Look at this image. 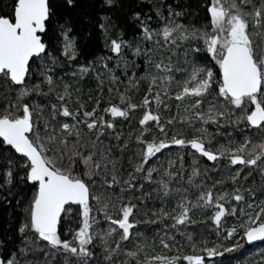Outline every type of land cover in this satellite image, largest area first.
<instances>
[{"label":"snow or ice","instance_id":"6c2138e0","mask_svg":"<svg viewBox=\"0 0 264 264\" xmlns=\"http://www.w3.org/2000/svg\"><path fill=\"white\" fill-rule=\"evenodd\" d=\"M115 5L116 0H93L88 5L95 12L93 16L82 12L81 0H11L6 5L8 10L0 11V83L10 89L7 102L0 108V201L12 206L11 201L15 200L21 210L14 229L18 239L0 236V264H51L49 258L57 255L63 256V264H72L69 257L75 258V264H100L95 251L97 245L104 264H132L133 260L135 264H211L206 257L220 256V248L227 252L238 245L208 246L207 241L197 243L191 234H186L192 251L183 254L171 233H165L159 245L168 250L176 247L178 255L145 252L147 247L155 252V241L148 245L136 239L134 250L127 247L134 236L142 235L135 232L139 223H156L167 217L173 221L170 227L179 231L181 225L194 223L190 214L198 208L213 209L211 220L218 231L222 217L227 214L246 217L237 226L226 229L227 237L241 229L249 242L264 239V193L257 197L251 187L215 194L214 186L207 187L199 191L194 201L188 196L179 198L171 212L163 205L159 210L152 209L155 219L146 221L136 219L138 205L131 202V197L124 202L122 195L127 190L142 188V180L153 181V173L160 169L145 166L169 145L190 147L209 161L225 158L229 165L238 166L231 176L233 183L241 175L239 166H253L264 174V138L257 144L246 136L236 146L229 142L213 149L206 146V142L211 144V139L204 126L209 122L217 125L224 121L244 122L245 128L264 134V2L205 0L208 23L200 27L185 25L177 19L185 15L179 4L165 6L167 20L157 29L150 28L141 12L134 11L131 18L140 31L132 40L124 39L123 32L117 37L108 36V13ZM156 14L161 20L166 19L159 9ZM85 22L104 32L105 47L116 55L113 68L108 63L113 58L110 56L78 62ZM255 36L261 40L254 41ZM145 42H151L153 47L142 46ZM182 44L188 45L184 57L185 63H191V70L181 81H176L174 73H183L184 69L176 65L171 53ZM125 49L134 57L145 58V72L137 76V65L129 62ZM155 52L159 53V59L153 60ZM60 53L64 63L75 65L76 70L71 73L74 77L83 78L96 71L95 64L99 62L104 70L96 73L101 85L105 73L110 85L119 81L116 68L124 69L128 91L139 90L141 80L147 82L139 103L116 88L120 103L108 101L102 108L112 118L129 117L135 110L141 111L138 120L141 129L135 135L138 159L127 179L120 177L118 158L111 155V147H104L101 140L106 130L115 129L116 123L98 114L99 93L90 109L79 97L72 103L75 89L55 75ZM202 60L206 62L201 63ZM211 62L214 65L210 67ZM173 81L177 84L175 92L171 91ZM112 91L109 87V92ZM52 93H55L54 103L50 99L46 104L33 99L34 96L49 98ZM172 96L177 101L188 102L185 112L191 111V116H182V121L203 122L190 136L174 129L169 135L166 130L174 117L163 118L160 109L169 108L164 101ZM204 103L207 109L201 110ZM150 124L155 125L159 135ZM116 138L120 139L119 133ZM127 146V140L119 145L122 151ZM180 160L183 167V153ZM109 164L110 178L106 175ZM173 167L174 161L169 159L168 167L162 171L169 178L176 177L179 173L171 170ZM199 174L194 167L189 182L193 183ZM158 183L163 195L169 196L168 181L161 179ZM116 186L120 187L121 195H106ZM238 203L243 207H238ZM101 219L107 225L104 229L99 227ZM65 221L67 227L61 231ZM41 250L43 260L29 258L30 253L35 256ZM121 253L123 259L119 258Z\"/></svg>","mask_w":264,"mask_h":264},{"label":"trees","instance_id":"16d2710c","mask_svg":"<svg viewBox=\"0 0 264 264\" xmlns=\"http://www.w3.org/2000/svg\"><path fill=\"white\" fill-rule=\"evenodd\" d=\"M11 0H0V11H7L6 5L9 4ZM93 0H81L84 7L81 9L85 14H91L95 16V12L91 10L88 5H90ZM257 2H264V0H257ZM171 4L176 7L179 4L184 10L185 15L183 17L177 18L180 22L185 25H195L197 27L203 26L208 23L205 19V0H116V5L109 11L108 15L110 17L108 21V36L117 37L121 32H123L124 39L132 40L140 31L139 25L131 18V13L134 11H139L142 14L144 22L152 29L159 28L167 20V10L166 5ZM159 9L165 16V20H161L157 16L156 12ZM77 23L79 24V19L77 18ZM84 31L81 33V55L77 58L78 62H83L85 59L89 61H98V58L104 56L113 57L108 63L109 67L113 68L116 65V55L111 53L108 48L105 47L106 38L104 32L99 29L95 24L89 25L88 23L83 24ZM261 40L260 36H255L254 41L259 42ZM161 42L163 40L161 38ZM146 47H153L151 42H145ZM187 44H182L181 47L177 48L173 53H171L172 60L177 66L184 69L183 73H174L176 81H181L185 78L189 71L191 70V63H185L184 49L187 48ZM60 63L57 65L55 70L56 77H62L63 80L70 85V89H75L73 92V101L75 103V98L79 97L81 101L86 105L87 108L94 106V101L97 99L99 93V98L101 99V108L98 109V114L105 115L107 118L113 119L116 123L115 129L106 130L105 134L102 135L101 140L104 147H111V155L114 158H118V171L122 179L128 178V173L132 171L135 162L138 159L139 146L136 143L135 135L140 131L141 126L138 124L139 117L141 116V111L139 109L135 110L129 117H119L112 118L110 114H104L102 108L106 106L108 101L114 103H120L118 98V93L115 91L119 88L120 92H127V94L132 96L133 102L139 103L143 98V94L147 89V82L141 80L139 84V90L132 88L128 91L125 86L126 76L123 74V68H116L115 74L119 76V81L115 84H109V77L105 73L103 78V84H100L97 78V72H104L102 70L99 62L95 64L96 71L90 72L83 78L79 76H72L71 73L75 71L74 64L64 63L63 54L60 53ZM125 55L127 56L129 62H135L137 65L136 73L137 76L140 73L145 72V58L143 56L134 57L130 51L125 49ZM168 55V53H166ZM153 60L159 59V53L155 52L153 54ZM206 61H201L205 63ZM123 63V60H121ZM214 62L208 63V66H213ZM35 67V66H34ZM216 71V68L213 69ZM129 75L131 74V69L128 70ZM34 82V81H32ZM109 87L113 88L112 92H109ZM103 89L100 92V89ZM47 89L45 88V91ZM177 90V84L173 81L171 85V91L175 92ZM10 89L3 88L2 83H0V108H3L4 104L7 102L8 92ZM91 97V99H89ZM33 99H39L40 103H48L49 99L51 102L55 101V93H52L49 98L44 97H33ZM164 103L169 104L168 109L161 108V115L163 118L174 117V121L171 125H167V132L169 135L173 134V129L176 132L182 133L185 136H190L194 133L196 128H199L203 123L202 121H194L193 124L182 121L181 117L191 116V111L185 112V108L188 107L187 101H177L174 96L170 99H166ZM155 108V103L152 102ZM207 109V103L202 105L201 110ZM234 119V116H233ZM207 128V132L210 135L211 144L206 142V146L215 149L218 145H228L231 142L232 146H236L237 143L243 142L244 138L247 136L251 139L252 143H259L260 139L264 138V134L259 131L245 128L244 122L229 124L224 121L220 125L209 122L204 125ZM152 131L159 135L155 129L154 124H150ZM85 133L87 130L85 129ZM116 133L120 134V139L117 140ZM148 136L147 133H145ZM150 138V137H149ZM128 141V146L123 151L120 149L119 145L123 144L124 141ZM250 146V145H249ZM183 153V167H181L180 155ZM194 150L188 148H180L179 146L169 145L166 149H163L160 153H157L156 157L150 158V161L145 167H156L160 169L158 172L153 173V181L142 180V188H137L135 191L127 190L122 195L124 196V202H128V197H131V202L138 205L136 212V219L139 221H146L148 218L155 219L152 214V209L159 210L163 205L166 211L171 212L172 208L175 207L176 202L179 198L183 196H188L189 200H196L199 191L207 188L213 187L214 194L224 191L231 192L233 188L242 187L247 189L251 187L257 192V197H260L261 193H264V174H262L258 168L253 166H239L241 168V175L237 178V182L233 183L231 176L235 175L236 168L238 166L229 165L225 158H218V161H209L206 157H202L199 153H194L195 163H194ZM169 159L174 161L173 171H177L179 174L176 177L169 178L162 171L163 168L168 167ZM83 167V165H81ZM109 171L106 175L110 178L111 176V165L109 164ZM197 168L199 170V176L194 178V182L190 183L188 176L191 175L192 169ZM250 172V174H248ZM98 180L99 185V178ZM168 181L170 195L164 196L159 190L160 185L159 180ZM220 181V183H217ZM201 182H203L201 184ZM199 185L200 187H197ZM187 189V192L184 191ZM179 190V191H177ZM113 194L114 197L121 195L120 187L116 186L110 189L107 194ZM115 203H119L118 200L114 199ZM234 202V201H233ZM259 203V199H257ZM11 205L3 203L0 201V236L7 235L8 237L17 238L18 234L14 229L18 226V221L21 218L20 206H17L16 201L12 200ZM229 207V204H226ZM238 207H243V204L238 203ZM147 214V215H145ZM175 213H173L174 215ZM213 214V209H193L191 212V220L194 223H186L180 226V230L176 231L171 228L173 221L167 217L163 220H157L156 223H139L135 226V232L142 233L141 236L133 237L131 243L127 244V247L134 250V244L136 239L141 242L151 245L155 241V252H153L151 247H147L145 252L151 254H162L165 256L178 255L176 247L171 250L163 249L158 241L165 233H171L174 237L175 244L178 245L183 254H191V247L187 241L186 234H191L193 240L197 243L202 241H207L208 246L213 245H223V247H229L230 244H237L238 247L232 251H223L220 248L222 255L207 258L211 261V264H264V243L250 245L248 241L243 237L242 230L238 229L236 234L232 237H227L226 229L228 227H235L242 221L246 220V217H240L239 213L236 216L227 214L221 219V227L218 231L215 222L211 220ZM168 225L169 227H165ZM67 227V222H63L61 225V231ZM99 227L104 229L107 225L101 219ZM185 234V235H182ZM237 237H240L237 240ZM203 246V245H201ZM95 251L97 252V260L100 264H104L102 260V253L99 245H97ZM145 253L140 254L141 258ZM30 259H41L44 257L42 255V250L38 252L35 256L29 254ZM120 259L124 258V254L121 253ZM51 259V264H63V256L57 255L54 259ZM72 264H75V258L69 257ZM135 264V261H132ZM186 264V262H184Z\"/></svg>","mask_w":264,"mask_h":264},{"label":"water","instance_id":"95a60500","mask_svg":"<svg viewBox=\"0 0 264 264\" xmlns=\"http://www.w3.org/2000/svg\"><path fill=\"white\" fill-rule=\"evenodd\" d=\"M250 243L251 244H261V243H264V239H257L255 241H251Z\"/></svg>","mask_w":264,"mask_h":264},{"label":"bare ground","instance_id":"6f19581e","mask_svg":"<svg viewBox=\"0 0 264 264\" xmlns=\"http://www.w3.org/2000/svg\"><path fill=\"white\" fill-rule=\"evenodd\" d=\"M248 243L250 244V245H256V244H251L249 241H248ZM262 244V243H261Z\"/></svg>","mask_w":264,"mask_h":264},{"label":"rangeland","instance_id":"374dc122","mask_svg":"<svg viewBox=\"0 0 264 264\" xmlns=\"http://www.w3.org/2000/svg\"><path fill=\"white\" fill-rule=\"evenodd\" d=\"M162 150H163V149H162ZM162 150H161V151H162Z\"/></svg>","mask_w":264,"mask_h":264}]
</instances>
